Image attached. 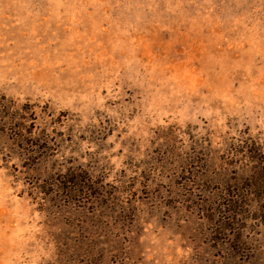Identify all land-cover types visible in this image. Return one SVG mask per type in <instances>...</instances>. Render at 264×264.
Here are the masks:
<instances>
[{"label": "rangeland", "instance_id": "obj_1", "mask_svg": "<svg viewBox=\"0 0 264 264\" xmlns=\"http://www.w3.org/2000/svg\"><path fill=\"white\" fill-rule=\"evenodd\" d=\"M0 94V264H264V0H0Z\"/></svg>", "mask_w": 264, "mask_h": 264}, {"label": "trees", "instance_id": "obj_2", "mask_svg": "<svg viewBox=\"0 0 264 264\" xmlns=\"http://www.w3.org/2000/svg\"><path fill=\"white\" fill-rule=\"evenodd\" d=\"M13 104L12 99L0 94V136L9 134L11 131L13 139L22 140L25 137V129H23L25 117L13 110Z\"/></svg>", "mask_w": 264, "mask_h": 264}]
</instances>
